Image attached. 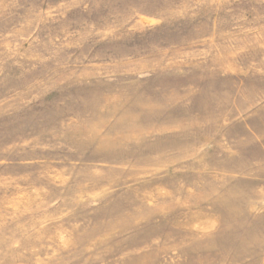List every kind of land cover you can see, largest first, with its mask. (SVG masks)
I'll use <instances>...</instances> for the list:
<instances>
[{"label": "rangeland", "instance_id": "374dc122", "mask_svg": "<svg viewBox=\"0 0 264 264\" xmlns=\"http://www.w3.org/2000/svg\"><path fill=\"white\" fill-rule=\"evenodd\" d=\"M0 264H264V0H0Z\"/></svg>", "mask_w": 264, "mask_h": 264}]
</instances>
